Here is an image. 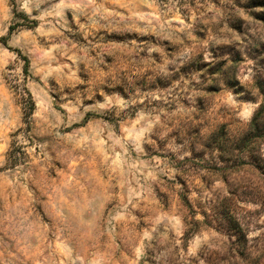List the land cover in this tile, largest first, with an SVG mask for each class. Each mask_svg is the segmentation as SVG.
<instances>
[{"label": "clouds", "instance_id": "9594fccd", "mask_svg": "<svg viewBox=\"0 0 264 264\" xmlns=\"http://www.w3.org/2000/svg\"><path fill=\"white\" fill-rule=\"evenodd\" d=\"M0 264H264V0H0Z\"/></svg>", "mask_w": 264, "mask_h": 264}]
</instances>
